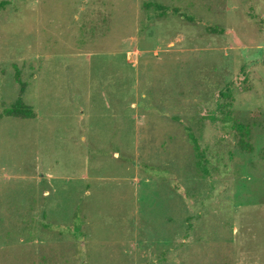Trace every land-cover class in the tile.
Masks as SVG:
<instances>
[{
	"label": "rangeland",
	"instance_id": "obj_1",
	"mask_svg": "<svg viewBox=\"0 0 264 264\" xmlns=\"http://www.w3.org/2000/svg\"><path fill=\"white\" fill-rule=\"evenodd\" d=\"M0 264H264V0H9Z\"/></svg>",
	"mask_w": 264,
	"mask_h": 264
},
{
	"label": "trees",
	"instance_id": "obj_2",
	"mask_svg": "<svg viewBox=\"0 0 264 264\" xmlns=\"http://www.w3.org/2000/svg\"><path fill=\"white\" fill-rule=\"evenodd\" d=\"M9 3V0H0V10L4 9ZM157 10H164L166 7L160 5L159 3L154 4ZM166 12L162 11L159 12L158 15L162 16ZM19 79V78H18ZM24 91V87H22V92ZM4 114L6 115H14L19 117H34L35 112L31 108V106L27 105L23 100L22 97L19 96L16 101L10 106L4 109ZM192 136V134H191ZM240 148L250 150L252 146L249 143L239 142L238 144Z\"/></svg>",
	"mask_w": 264,
	"mask_h": 264
}]
</instances>
